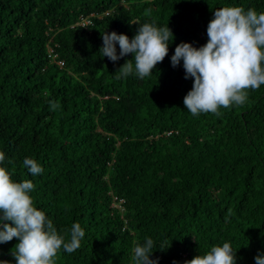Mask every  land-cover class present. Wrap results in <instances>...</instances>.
<instances>
[{"label": "trees", "instance_id": "trees-1", "mask_svg": "<svg viewBox=\"0 0 264 264\" xmlns=\"http://www.w3.org/2000/svg\"><path fill=\"white\" fill-rule=\"evenodd\" d=\"M226 6L264 13V0H0L2 166L33 182L34 206L60 234L76 222L85 232L55 264H133V242L146 237L160 264L225 242L237 264L264 252V85L242 106L193 116L183 101L194 81L183 61L171 65L181 42H208L214 10ZM151 22L172 30L168 56L143 79H115L133 57L102 58L101 33L131 39ZM18 242L0 244V260Z\"/></svg>", "mask_w": 264, "mask_h": 264}, {"label": "clouds", "instance_id": "clouds-1", "mask_svg": "<svg viewBox=\"0 0 264 264\" xmlns=\"http://www.w3.org/2000/svg\"><path fill=\"white\" fill-rule=\"evenodd\" d=\"M150 12L151 9H147L145 15ZM90 24L85 18L77 23L82 27ZM101 36L103 46L99 53L102 58L107 57L115 63L129 54L133 57L117 69L114 78L119 80L135 73L143 79L153 74L156 65L168 56L173 32L168 25L158 27L151 22L140 24L131 39L125 34L107 31ZM207 36L208 42L199 48L181 42L171 57L172 67L180 66L183 61L184 78L194 81L183 101L193 116L220 115V108L242 106L247 100L248 89L264 85V13L239 6L215 9ZM50 104L51 110L59 107L57 102ZM5 160V153L0 152V244L14 238L19 241L11 249L16 264H55L61 249L69 254L79 249L85 236L80 223L71 225L67 239L60 234L46 213L34 206L30 195L34 190L33 182H14L9 170L2 166ZM8 163L14 164V161L8 160ZM22 163L32 176L43 172L35 159L25 157ZM133 243V264H160L159 258H151L154 253L151 238L146 237L143 244ZM0 264H10V261L0 260ZM184 264H237L236 253L231 244L225 242ZM255 264H264V252L256 255Z\"/></svg>", "mask_w": 264, "mask_h": 264}, {"label": "water", "instance_id": "water-1", "mask_svg": "<svg viewBox=\"0 0 264 264\" xmlns=\"http://www.w3.org/2000/svg\"><path fill=\"white\" fill-rule=\"evenodd\" d=\"M11 256H12V254H11V252H10V253L4 255L3 260H7V258H8V257H11Z\"/></svg>", "mask_w": 264, "mask_h": 264}, {"label": "built area", "instance_id": "built-area-1", "mask_svg": "<svg viewBox=\"0 0 264 264\" xmlns=\"http://www.w3.org/2000/svg\"><path fill=\"white\" fill-rule=\"evenodd\" d=\"M86 23H89V22H86ZM50 51H51V50H50ZM55 58H56V56L53 57V59H55ZM58 64L63 65L62 62H58Z\"/></svg>", "mask_w": 264, "mask_h": 264}, {"label": "bare ground", "instance_id": "bare-ground-1", "mask_svg": "<svg viewBox=\"0 0 264 264\" xmlns=\"http://www.w3.org/2000/svg\"><path fill=\"white\" fill-rule=\"evenodd\" d=\"M54 60V59H53ZM13 257V256H12Z\"/></svg>", "mask_w": 264, "mask_h": 264}]
</instances>
